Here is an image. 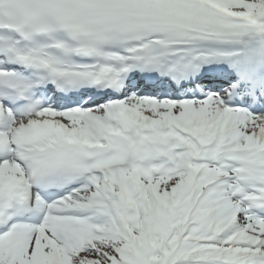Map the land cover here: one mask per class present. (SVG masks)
I'll list each match as a JSON object with an SVG mask.
<instances>
[{
  "label": "snow or ice",
  "instance_id": "snow-or-ice-1",
  "mask_svg": "<svg viewBox=\"0 0 264 264\" xmlns=\"http://www.w3.org/2000/svg\"><path fill=\"white\" fill-rule=\"evenodd\" d=\"M0 264H264V0H0Z\"/></svg>",
  "mask_w": 264,
  "mask_h": 264
}]
</instances>
